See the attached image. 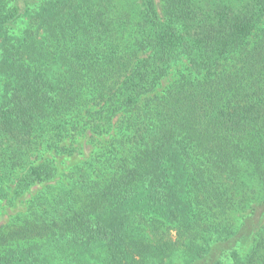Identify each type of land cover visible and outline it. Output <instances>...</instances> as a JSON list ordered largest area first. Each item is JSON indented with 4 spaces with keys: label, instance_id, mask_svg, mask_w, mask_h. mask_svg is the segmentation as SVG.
Returning <instances> with one entry per match:
<instances>
[{
    "label": "trees",
    "instance_id": "trees-1",
    "mask_svg": "<svg viewBox=\"0 0 264 264\" xmlns=\"http://www.w3.org/2000/svg\"><path fill=\"white\" fill-rule=\"evenodd\" d=\"M6 207L0 264H264V0H0Z\"/></svg>",
    "mask_w": 264,
    "mask_h": 264
},
{
    "label": "rangeland",
    "instance_id": "rangeland-1",
    "mask_svg": "<svg viewBox=\"0 0 264 264\" xmlns=\"http://www.w3.org/2000/svg\"><path fill=\"white\" fill-rule=\"evenodd\" d=\"M156 1L157 3H159V0ZM157 6H159V4ZM165 82L166 80H163L162 84L164 85ZM75 145L80 148L78 153H76L73 156H63L57 159L60 170H67L69 167L82 162L89 156L92 150V145L89 142H87L86 138H79L78 142H75ZM13 212H14L13 208H9V207L4 208L0 214V224L8 220L9 215L12 214Z\"/></svg>",
    "mask_w": 264,
    "mask_h": 264
}]
</instances>
